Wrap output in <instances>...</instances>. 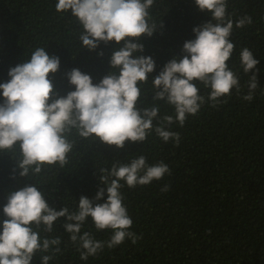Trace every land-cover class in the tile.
<instances>
[{
	"label": "trees",
	"instance_id": "obj_1",
	"mask_svg": "<svg viewBox=\"0 0 264 264\" xmlns=\"http://www.w3.org/2000/svg\"><path fill=\"white\" fill-rule=\"evenodd\" d=\"M57 0H0V83L7 82L8 71L30 58L37 47L57 56L60 65L49 73L59 96L74 91L65 73L73 68L92 78L97 84L111 70L110 57L118 47L114 41L100 42L89 51L78 39L81 25L70 12L55 10ZM227 13L233 21L229 40L234 51L228 63L239 77L240 90H231L226 103L212 107L206 102L196 115H188L183 126L173 123L171 131L180 135L179 145L165 143L152 131L143 142L125 141L117 149L98 139H83L73 133V150L68 163L45 165L42 172L19 176L16 154L0 152V221L5 217L6 194L37 183L50 207L59 211L67 206L75 210L81 196L95 197L100 188V168H111L117 160L128 163L144 155L149 165L164 162L170 169L160 180L129 188L123 181V203L132 219L129 231L141 237L124 242L80 259L79 252L61 226L65 217L53 225L51 233L41 237H61V254L49 264H264V0H227ZM151 20L158 23L152 36L142 35L138 55L150 56L155 69L148 82L140 84L143 95L138 107L152 104L151 81L173 57L181 55L185 41L195 39L192 28L211 19L200 11L194 0H154L149 9ZM250 16L252 23L235 27L240 18ZM123 42H121L122 44ZM247 47L259 63L256 65L258 87L249 102V76L243 72L239 53ZM103 55H98V53ZM139 83V82H138ZM199 94L207 97L209 89L195 82ZM3 97L0 96V103ZM160 118L174 115V108L156 101ZM169 191L161 192L164 185ZM104 197L95 201L103 203ZM91 231L96 240L107 241L112 230L97 231L91 217L82 228ZM31 264H41L40 256Z\"/></svg>",
	"mask_w": 264,
	"mask_h": 264
},
{
	"label": "clouds",
	"instance_id": "obj_2",
	"mask_svg": "<svg viewBox=\"0 0 264 264\" xmlns=\"http://www.w3.org/2000/svg\"><path fill=\"white\" fill-rule=\"evenodd\" d=\"M194 2L211 19L192 28L195 39L185 41L182 54L173 55L151 81L152 104L140 108V84L148 82L155 62L150 56L138 55L143 45L135 41L142 35L152 36L158 25L149 14L154 0H57L55 10L70 12L81 25V47L92 51L100 42L110 41L118 47L110 57L111 70L97 84L79 69L65 73L75 90L62 97L49 78V73L58 71L60 60L44 47H37L28 60L9 69L10 79L0 83V152L18 151L14 160L19 176L40 174L45 165L63 168L74 147L69 139L73 133L120 149L125 141L143 142L155 131L165 143L172 140L179 145V133L169 130L173 123L182 127L188 115H196L206 100L216 107L227 102L222 98L230 96L233 88L239 91V77L226 63L234 51L229 40L234 25L227 13V0ZM251 23L252 18L245 16L235 22V27ZM239 60L244 73L255 69L249 76L248 94L243 97L250 102L258 87L259 61L247 47L240 51ZM197 81L210 90L207 97L199 94ZM156 101L172 106L174 115L161 117V123L154 127L160 110ZM98 172L105 188L98 189L92 199L81 196L71 211L67 206L59 211L50 207L37 183L8 192L2 209L5 218L0 221V264H31L37 253H45L40 256L41 264H49L61 254V237L42 238L40 232L51 233L60 217H65L61 226L81 260L97 255L105 246L123 243L126 237L135 244L141 237L129 231L132 219L121 188L124 184L129 188L148 185L170 175V169L162 161L149 165L140 155L128 163L117 160L110 169L100 168ZM169 187L164 185L161 192L169 191ZM105 192L106 200L95 203ZM87 217L97 231L112 230L109 240H96L91 231L82 232Z\"/></svg>",
	"mask_w": 264,
	"mask_h": 264
}]
</instances>
